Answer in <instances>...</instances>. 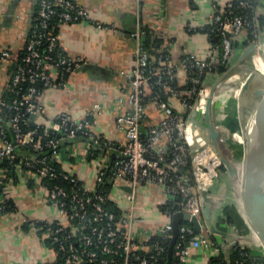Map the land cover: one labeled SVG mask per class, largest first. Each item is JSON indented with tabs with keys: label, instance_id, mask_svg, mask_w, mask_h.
<instances>
[{
	"label": "built area",
	"instance_id": "1",
	"mask_svg": "<svg viewBox=\"0 0 264 264\" xmlns=\"http://www.w3.org/2000/svg\"><path fill=\"white\" fill-rule=\"evenodd\" d=\"M234 9L238 12L234 13ZM142 11L139 0L132 34L136 44L134 66L126 74L127 97L119 99L120 106H129V111L117 118L126 144L112 164L108 162L99 168L94 188L86 187L72 173L57 167L61 143L50 136L58 134L72 141L87 139L92 148L100 146L104 155L110 157L113 145L92 132L95 120L103 114L101 104L94 105L82 120L62 113L47 128L36 123L35 128L29 129L32 120L46 112L41 102L43 93L66 90L69 76L85 64L64 52L56 30L59 25L89 20L88 13L74 0H39L26 48L16 61L10 79L13 96L10 100L0 98V110L6 114L0 119V209L8 213V191L14 182L10 168L3 164L12 163L22 154L13 172L17 177L25 174L43 186L62 218L58 222L42 223L40 230L43 237L56 246V254L63 264H151L142 253L165 252L159 243L141 244L136 240L132 234V216L118 218L106 208L110 202L106 186L113 187L120 180H125L132 188L128 196L132 203L135 190L141 185L159 187L167 203L182 198L174 208L165 211L169 221L159 236L169 243L175 214L181 212L199 220L203 228L201 234H197L192 225H181L173 252L177 264L187 263L191 248H216L210 240L213 234L203 218L201 192L211 191L224 166L208 133L193 123L191 117L196 113L200 125L205 126L199 118H205L207 112L215 84L212 77L221 76L218 65L231 63L235 40L245 31L251 32L252 42L260 38L258 4L255 0H229L223 9L215 12L209 27L210 33L219 38V45L212 46L206 58L186 53L179 61L173 59L164 43L156 59L145 48ZM55 19L59 22L57 26L53 24ZM149 30L155 34L154 30ZM9 58L8 52L0 53V63ZM180 76L183 77L181 84ZM175 83L178 87H173ZM213 103L217 106V97ZM152 112L157 114L156 123L150 122ZM4 124L12 130L11 140L7 138ZM216 128L222 131L218 123ZM237 136L241 137L239 132L233 137L242 145ZM42 138L47 139L45 144ZM22 148L30 152L24 153ZM13 211L16 213V207ZM215 252L221 253L217 248ZM235 264L243 263L237 260Z\"/></svg>",
	"mask_w": 264,
	"mask_h": 264
},
{
	"label": "crops",
	"instance_id": "2",
	"mask_svg": "<svg viewBox=\"0 0 264 264\" xmlns=\"http://www.w3.org/2000/svg\"><path fill=\"white\" fill-rule=\"evenodd\" d=\"M85 10L89 20L58 26L59 43L64 52L82 60L83 64L68 78L66 90H48L41 96L45 114L33 121L41 126L50 124L62 113L82 120L96 104H101L103 114L93 125L92 132L113 145L111 157L92 155L91 142L87 139L63 140L59 150L58 165L63 171L72 173L79 182L94 188L99 168L113 160L125 144V133L118 127L117 118L129 111V106L119 105L121 97H127L129 81L126 74L134 66L135 40L132 36L139 0H74ZM229 0H140L143 7L142 21L145 27L155 31L170 49L175 61L186 53L206 58L212 42L205 31L211 26L215 12L223 9ZM264 3V0H258ZM39 0H0V53L8 52L10 58L0 63V98L10 91V79L14 66L26 48L34 15ZM238 37L235 53L230 65L239 60L248 46ZM183 77H179V83ZM0 110V119L4 118ZM151 123L157 122L152 112ZM239 152V151H238ZM240 153V152H239ZM224 184H216L210 191L213 197H224ZM9 200L16 213H4L0 209V264H56L55 249L47 243L38 229L24 228V223L58 222L62 218L48 199L47 190L37 181L21 175L9 186ZM132 188L125 180L118 181L110 189V201L125 217H133L132 234L141 244L158 237L168 218L163 210L167 199L157 186L141 185L135 190V202L128 196ZM225 199L215 202L214 220L216 228L224 233L213 234L211 242L215 249H190L186 264H210L216 257L230 263L235 236L241 237L236 246L246 249L253 264H264V251L256 244L250 246V231L245 235L235 227L222 222ZM1 203V197H0ZM208 227V226H207ZM246 240V241H245ZM248 240V241H247Z\"/></svg>",
	"mask_w": 264,
	"mask_h": 264
},
{
	"label": "water",
	"instance_id": "3",
	"mask_svg": "<svg viewBox=\"0 0 264 264\" xmlns=\"http://www.w3.org/2000/svg\"><path fill=\"white\" fill-rule=\"evenodd\" d=\"M256 48L257 44L251 42L245 48L237 63L230 66L212 86L205 115V126L200 125L196 113L192 114L191 120L208 133L210 143L216 151L219 159L222 161L230 179L236 182L237 185L241 182L239 199H241L243 213L241 212L239 205L236 207L252 234V240L250 241H254V243L259 245L264 251V75L255 69V71H252L249 74V77L241 87L239 105L244 106L255 100H259V102L245 126V131L243 130V137L245 138L246 143L243 144V161L240 169H238L230 157H228L227 150L224 147L223 138L226 133L216 128V106H214L213 103L214 98L219 93L222 81L232 70H235L246 63L247 60L253 56ZM239 125L242 129L244 128L240 121ZM201 196L203 199V218L208 228L212 234L224 235V233L216 228L213 212L214 205L216 204L215 202L222 203L225 197L221 196L215 198L207 190L202 191ZM182 223L192 225L197 234H201L203 231L197 218L190 217L181 212L175 214L172 219L173 235L169 247V257L173 256ZM235 239L236 241L231 247L232 249L241 241V237L235 236Z\"/></svg>",
	"mask_w": 264,
	"mask_h": 264
},
{
	"label": "trees",
	"instance_id": "4",
	"mask_svg": "<svg viewBox=\"0 0 264 264\" xmlns=\"http://www.w3.org/2000/svg\"><path fill=\"white\" fill-rule=\"evenodd\" d=\"M255 2L258 4L257 22H258L259 35L261 36L264 32V3H261L258 0H255ZM37 11H38V9H37ZM37 11L34 15L33 21L37 16ZM233 12L237 13L238 11L236 9H234ZM58 23L59 22L57 19H55L53 22V24H55L56 26ZM56 30L59 31L58 29H56ZM209 30H210V28H208L205 31V33H207L209 35L213 46L217 47L219 45V38L217 37L216 34L210 33ZM144 31H145V48L149 51L151 56L156 59L157 55H158L157 53L163 45V40H161L155 34H153L154 32L149 30L147 27L144 29ZM243 36H244L243 45L246 47L247 45H249L253 41V37H252L251 32H249V31H245L240 37H243ZM237 43H238V38L235 40V46H237ZM217 67H218L219 74L222 75L223 73H225L229 69L230 64L228 66L218 65ZM173 87H178L177 83H175L173 85ZM181 90H183V88H181ZM12 96H13L12 93H10V91H9L8 94L3 96L2 98L10 100ZM163 100H167V98L163 97ZM5 116H6V114L4 115V117ZM236 123L238 124V121H236ZM4 127L6 129L7 138L11 140L13 137L11 128L7 124H4ZM35 127H36V123L32 120L29 129H33ZM228 127L230 129V132H232L234 129H236L235 124H233L232 126L228 125ZM43 130H44V128H42L40 132H43ZM50 138L60 140V143H62L63 140H67L63 137H60L58 134L51 135ZM46 141H47L46 138H42L41 142H42V144H45ZM99 147L100 146H98V148L96 150L92 151V155L94 154V156H99V154L105 153V151H101V149ZM21 151H23L24 153H26V152L29 153L30 149L22 148ZM19 155L20 156H18V158L15 161H13L12 163L5 162L3 164V166H6L8 169L10 168L9 172L11 173L10 174L11 177L14 178V181L16 178H18L16 176V174L13 172L14 171V165L18 164L20 162L22 156H23L22 154H19ZM114 161H115V159L113 160L112 158H110L109 163L112 164ZM57 167L60 169L59 165H57ZM222 171L226 173V169L224 167H222ZM106 188H107L106 191L109 194L111 187L107 185ZM0 195H1V192H0ZM181 201H182V198L178 197V199L175 202H168L167 204H165L163 206V210L166 211L168 209H172V208H174L175 204L180 203ZM6 205L10 206L7 210L8 213L14 212L13 210L15 209V205L13 204L12 201H9V202L7 201ZM106 208H108L109 210L114 212L118 218H120L122 216L121 211L111 201L107 204ZM222 217H223L222 222H224L229 227H235L238 230L239 234L245 235V234L249 233V229H248L247 225L245 224V222L242 219L238 209L235 206L227 205L223 210V216ZM182 225L191 226L188 223H182ZM31 226L40 230L43 227V224L42 223H31V222L24 223L25 229H28ZM39 234L43 235V231L40 230ZM211 237L213 239V236H211ZM47 243L50 246H52L53 249H55V251L57 252V248L55 245H53L52 242L47 240ZM157 243L161 244V246H163L165 248L164 253L157 254L156 251H152V252L142 253L141 256L146 258L151 264H177V260H176L174 255L169 257V247H170L169 240H167V239L164 240L163 237L159 236V237H155L153 240H151L149 242L150 245L157 244ZM57 257H58V259H57L56 264H63L62 258L60 256H57ZM237 260L241 261L243 264H253V259L250 256L249 252L246 249H242L239 246H236L235 248L232 249L231 254H230V263L229 264H235V262ZM210 264H228V263H226V261L220 256V257L213 258L211 260Z\"/></svg>",
	"mask_w": 264,
	"mask_h": 264
},
{
	"label": "rangeland",
	"instance_id": "5",
	"mask_svg": "<svg viewBox=\"0 0 264 264\" xmlns=\"http://www.w3.org/2000/svg\"><path fill=\"white\" fill-rule=\"evenodd\" d=\"M261 39V40H260ZM264 40V32L259 39L255 40L257 42V48L253 56L247 60V63H244L239 68L232 70L229 75L222 81L221 88L219 89V93L217 94V106H216V123L221 126L223 132L226 133L224 136V147L226 148V152L228 153V157L234 162L238 169L242 166V155H243V147L246 143L245 138L243 137V132L245 131V126L248 123V117L254 113L256 106L259 100L252 101L250 104L241 106L239 105L240 92L242 84L247 80L249 74L252 71L257 70V67L261 64L264 58V44L260 46L261 42ZM256 64V67H255ZM233 66V65H230ZM246 66V67H245ZM255 67V68H254ZM246 68V69H245ZM240 70V71H239ZM232 73V74H231ZM221 76L212 77V82L216 83ZM250 116V117H251ZM250 119V118H249ZM199 120L204 124L205 118L200 117ZM238 121V124L236 123ZM239 121L243 124L244 128L242 129L239 125ZM247 122V123H246ZM235 124V128L232 132L228 125L232 126ZM244 130V131H243ZM239 132L241 137L237 136L240 141L243 142L242 145L237 143V140L234 139V134ZM240 153H239V152ZM237 185L236 182L232 181L227 173H222L216 184L219 186L223 185L224 197H225V205H233L238 206L241 210V204L239 199V192L241 189V182ZM237 208V207H236ZM250 240H252V234L250 233ZM250 246L253 247L254 241H251ZM259 246V245H258Z\"/></svg>",
	"mask_w": 264,
	"mask_h": 264
},
{
	"label": "bare ground",
	"instance_id": "6",
	"mask_svg": "<svg viewBox=\"0 0 264 264\" xmlns=\"http://www.w3.org/2000/svg\"><path fill=\"white\" fill-rule=\"evenodd\" d=\"M264 44V40L263 42H261L260 46ZM247 63V62H246ZM246 67V66H245ZM255 67H256V64H255ZM254 67V68H255ZM246 69V68H245ZM257 70L264 75V58H263V61L261 62V64L257 67ZM240 71V70H239ZM232 74V73H231ZM251 116V115H250ZM250 116L248 117V120L250 118ZM247 123V122H246ZM240 204H241V199H240ZM241 212L243 213L242 211V204H241Z\"/></svg>",
	"mask_w": 264,
	"mask_h": 264
}]
</instances>
